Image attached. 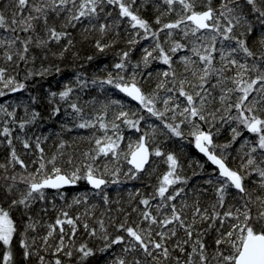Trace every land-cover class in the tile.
I'll list each match as a JSON object with an SVG mask.
<instances>
[{"label":"snow or ice","instance_id":"6c2138e0","mask_svg":"<svg viewBox=\"0 0 264 264\" xmlns=\"http://www.w3.org/2000/svg\"><path fill=\"white\" fill-rule=\"evenodd\" d=\"M0 264H264V0H0Z\"/></svg>","mask_w":264,"mask_h":264},{"label":"trees","instance_id":"16d2710c","mask_svg":"<svg viewBox=\"0 0 264 264\" xmlns=\"http://www.w3.org/2000/svg\"><path fill=\"white\" fill-rule=\"evenodd\" d=\"M104 62L107 63L108 62V58H104ZM70 72H71V69H69L66 74H70ZM189 151L191 153V156H198V154L195 152L194 149H190ZM191 156L189 158H191Z\"/></svg>","mask_w":264,"mask_h":264},{"label":"water","instance_id":"95a60500","mask_svg":"<svg viewBox=\"0 0 264 264\" xmlns=\"http://www.w3.org/2000/svg\"><path fill=\"white\" fill-rule=\"evenodd\" d=\"M197 153V151H195ZM198 154V153H197Z\"/></svg>","mask_w":264,"mask_h":264}]
</instances>
